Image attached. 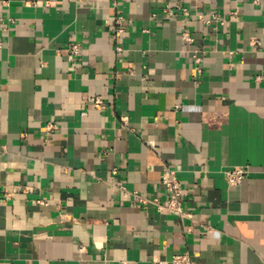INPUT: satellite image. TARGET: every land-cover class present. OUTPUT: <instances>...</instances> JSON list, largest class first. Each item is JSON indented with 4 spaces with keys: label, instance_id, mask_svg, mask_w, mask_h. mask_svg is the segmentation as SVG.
<instances>
[{
    "label": "crops",
    "instance_id": "1",
    "mask_svg": "<svg viewBox=\"0 0 264 264\" xmlns=\"http://www.w3.org/2000/svg\"><path fill=\"white\" fill-rule=\"evenodd\" d=\"M185 251L264 264V0H0V264Z\"/></svg>",
    "mask_w": 264,
    "mask_h": 264
},
{
    "label": "built area",
    "instance_id": "2",
    "mask_svg": "<svg viewBox=\"0 0 264 264\" xmlns=\"http://www.w3.org/2000/svg\"><path fill=\"white\" fill-rule=\"evenodd\" d=\"M170 8V7H169ZM184 14L188 15L189 11L183 9ZM202 17V16H201ZM204 20L209 21V19L202 17ZM118 31H122L121 28L117 29ZM185 40L188 42H192L193 38L188 33L184 34ZM72 51L77 52L78 46L76 44L72 45ZM196 61L199 62V58H196ZM93 102L98 106L104 105V100L102 97H95ZM54 128V124L49 123L47 126L48 130ZM248 174V169L246 166H236L234 168L226 169L225 176L230 185H237L241 183V181ZM165 191L167 193V199L161 200L159 197H143L138 192L134 191L132 194L134 197L139 200L143 204L152 203L158 211L167 212L173 215L181 216V217H192V213L187 211L183 206V184L182 181L177 177L175 171L168 170L167 175L165 177ZM124 194H128L129 191L126 187H122ZM153 264H166L164 261H159L155 259ZM169 264H194L192 255L188 252L175 253L169 260Z\"/></svg>",
    "mask_w": 264,
    "mask_h": 264
}]
</instances>
